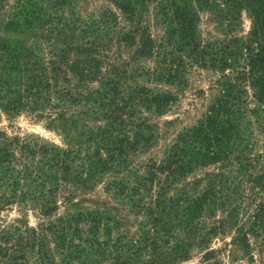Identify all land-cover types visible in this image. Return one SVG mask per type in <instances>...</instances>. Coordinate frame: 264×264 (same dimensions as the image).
<instances>
[{"label":"trees","instance_id":"obj_1","mask_svg":"<svg viewBox=\"0 0 264 264\" xmlns=\"http://www.w3.org/2000/svg\"><path fill=\"white\" fill-rule=\"evenodd\" d=\"M112 1L125 27L108 10L80 18L75 0H16L0 20V109L45 118L63 139L56 145L0 131V206L17 202L47 217L61 190H86L101 181L115 203L140 216L135 231L128 232L113 206L87 210L67 200L62 215L0 229V263L176 264L216 233L222 222L207 219L219 210L235 226L234 244L246 253L255 248L264 264V171L246 179L253 209L248 224L239 222L251 160L247 115L264 122V0ZM150 2L163 27L157 38L145 17ZM204 9L223 33L236 30L243 11L250 28L244 37L204 41L197 27ZM116 43L134 46L133 56L153 57L155 67L145 75L165 82L180 83L192 64L233 69L222 76L203 118L142 172L131 156L147 146L152 130L139 107L162 111L169 95L152 92L126 65L109 60ZM214 163L229 167L207 172L200 189L184 184L188 173Z\"/></svg>","mask_w":264,"mask_h":264},{"label":"rangeland","instance_id":"obj_2","mask_svg":"<svg viewBox=\"0 0 264 264\" xmlns=\"http://www.w3.org/2000/svg\"><path fill=\"white\" fill-rule=\"evenodd\" d=\"M16 0H0V20L5 18L10 12L11 6ZM75 11L77 16L86 20L98 14L103 10L112 11L117 14L120 24L124 27L126 22L116 4L112 0H75ZM154 3H149V12L145 17L150 21V33L153 38H157L163 31L160 20L153 16ZM70 7L64 6L65 15H69ZM198 31L202 40L226 39L229 36H245L250 28V19L243 11L241 13L240 25L231 33H223L217 27L212 14L208 10L199 12L197 23ZM16 36V35H14ZM134 46L114 44L108 52L109 60L118 64L126 65L129 73L135 74V80L152 92L167 93L169 101L162 111H155L144 106L139 107L140 117L149 124L152 130V137L147 146L140 148L131 156L132 164L139 172L144 170L145 164L151 161H160L169 147L176 139L177 135L183 130L194 126L207 112L210 103L220 93V83L224 74H232L233 69L218 71L210 67H201L195 64L189 65L185 72V77L180 83H170L163 80H157L154 76L145 75L147 70L155 67L153 57L133 56ZM115 57V58H114ZM128 80L127 84L132 83ZM96 85L95 82L92 83ZM250 93V92H249ZM247 106L253 107L254 101L251 96L246 97ZM135 116H138L135 115ZM251 120L249 134L246 135V154L251 157L248 170L242 178L244 198V209L239 212V222L249 223V213L253 205L248 195L250 183L246 179L264 171V122L254 114L247 115ZM0 131L10 137H37L45 142L56 145H63L61 134L46 127L45 118H37L32 113L22 109L17 112H7L0 109ZM221 165L214 163L206 167H199L188 173L184 184L191 185L197 183V188H202L206 182V173L216 171V167ZM229 165L221 166L224 172ZM65 197H67L65 199ZM57 208L47 217L39 214L38 210L31 209L28 205L17 202H11L8 205L0 206V229L17 224L24 229L28 226H35L41 219L53 218L65 213L67 200L77 202V206L83 209L101 208L102 206H113L116 208L115 214L124 216V226L132 234L135 231L136 220L140 216L134 215L125 209L122 205L115 203L103 190V183L97 182L92 188L86 190H61L57 194ZM42 216V217H41ZM226 219V220H225ZM222 222L215 234L211 236L208 243L203 247L193 246L190 248L188 256L176 264H262L255 248L250 249L249 253L244 252L239 246L235 245L233 238L235 236V226L227 221L226 213L217 210L213 217L208 218V223ZM225 221V222H224ZM251 244L253 243L250 237ZM208 255H206V253ZM207 257V258H205ZM1 264V263H0Z\"/></svg>","mask_w":264,"mask_h":264}]
</instances>
